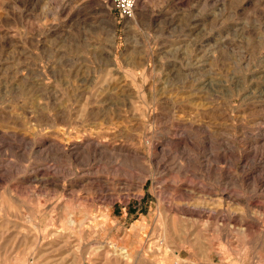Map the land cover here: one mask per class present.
Returning <instances> with one entry per match:
<instances>
[{
  "label": "rangeland",
  "instance_id": "rangeland-1",
  "mask_svg": "<svg viewBox=\"0 0 264 264\" xmlns=\"http://www.w3.org/2000/svg\"><path fill=\"white\" fill-rule=\"evenodd\" d=\"M133 14L0 0V264H264V0Z\"/></svg>",
  "mask_w": 264,
  "mask_h": 264
},
{
  "label": "built area",
  "instance_id": "built-area-1",
  "mask_svg": "<svg viewBox=\"0 0 264 264\" xmlns=\"http://www.w3.org/2000/svg\"><path fill=\"white\" fill-rule=\"evenodd\" d=\"M109 3L118 10L124 18H128L135 11L139 0H108ZM181 264V263H175Z\"/></svg>",
  "mask_w": 264,
  "mask_h": 264
},
{
  "label": "bare ground",
  "instance_id": "bare-ground-1",
  "mask_svg": "<svg viewBox=\"0 0 264 264\" xmlns=\"http://www.w3.org/2000/svg\"><path fill=\"white\" fill-rule=\"evenodd\" d=\"M133 12H134V11H133ZM133 12H132V14H131L130 16H127V17H131V18H132V17L134 16ZM201 60H202V59H201ZM201 63H202V62H201ZM201 63H200V64H201ZM261 147H262V146H261ZM261 152H262V150H261ZM176 255H177V254H176ZM176 262H177V261H176ZM176 262H175V263H176ZM184 264H190V263H188V262H184Z\"/></svg>",
  "mask_w": 264,
  "mask_h": 264
},
{
  "label": "crops",
  "instance_id": "crops-1",
  "mask_svg": "<svg viewBox=\"0 0 264 264\" xmlns=\"http://www.w3.org/2000/svg\"><path fill=\"white\" fill-rule=\"evenodd\" d=\"M144 259L147 260V258H144ZM142 260H143V259H141V261H142ZM151 261H154V260L151 259Z\"/></svg>",
  "mask_w": 264,
  "mask_h": 264
}]
</instances>
